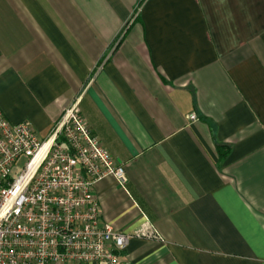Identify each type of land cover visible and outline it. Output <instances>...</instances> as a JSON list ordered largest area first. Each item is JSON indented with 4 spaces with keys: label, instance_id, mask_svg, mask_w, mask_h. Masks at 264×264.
I'll return each mask as SVG.
<instances>
[{
    "label": "crops",
    "instance_id": "obj_1",
    "mask_svg": "<svg viewBox=\"0 0 264 264\" xmlns=\"http://www.w3.org/2000/svg\"><path fill=\"white\" fill-rule=\"evenodd\" d=\"M75 100L128 178L102 222L160 233L123 264H264V0H0L5 116L44 138Z\"/></svg>",
    "mask_w": 264,
    "mask_h": 264
},
{
    "label": "built area",
    "instance_id": "obj_2",
    "mask_svg": "<svg viewBox=\"0 0 264 264\" xmlns=\"http://www.w3.org/2000/svg\"><path fill=\"white\" fill-rule=\"evenodd\" d=\"M106 177L128 181L124 165L92 133L79 100L44 138L0 108V264H123L132 238L160 240L148 219L126 231L102 222L95 184Z\"/></svg>",
    "mask_w": 264,
    "mask_h": 264
},
{
    "label": "trees",
    "instance_id": "obj_3",
    "mask_svg": "<svg viewBox=\"0 0 264 264\" xmlns=\"http://www.w3.org/2000/svg\"><path fill=\"white\" fill-rule=\"evenodd\" d=\"M223 145H219V151L221 153V156H226V152L222 150Z\"/></svg>",
    "mask_w": 264,
    "mask_h": 264
}]
</instances>
